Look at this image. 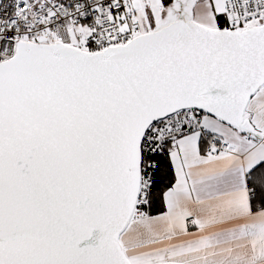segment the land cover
Listing matches in <instances>:
<instances>
[{"label":"snow or ice","instance_id":"obj_1","mask_svg":"<svg viewBox=\"0 0 264 264\" xmlns=\"http://www.w3.org/2000/svg\"><path fill=\"white\" fill-rule=\"evenodd\" d=\"M0 264H264V0H0Z\"/></svg>","mask_w":264,"mask_h":264}]
</instances>
